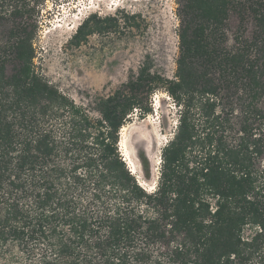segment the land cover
<instances>
[{
  "label": "trees",
  "instance_id": "obj_1",
  "mask_svg": "<svg viewBox=\"0 0 264 264\" xmlns=\"http://www.w3.org/2000/svg\"><path fill=\"white\" fill-rule=\"evenodd\" d=\"M7 1L0 264H264V0H175L174 77L144 63L90 109L36 71L38 24ZM138 16L89 14L70 43L127 29ZM158 90L177 120L149 190L118 143L133 115L152 113Z\"/></svg>",
  "mask_w": 264,
  "mask_h": 264
},
{
  "label": "rangeland",
  "instance_id": "obj_2",
  "mask_svg": "<svg viewBox=\"0 0 264 264\" xmlns=\"http://www.w3.org/2000/svg\"><path fill=\"white\" fill-rule=\"evenodd\" d=\"M6 3L10 10L30 11L24 18L38 24L33 40L35 69L77 105L90 109L94 98L114 92L144 63L165 78L174 77L178 53L175 0H8ZM121 9L139 15L129 20V28L90 35L78 46L70 43L76 28L89 14L104 17ZM236 27L237 20L231 17L229 30ZM173 105L169 96L158 90L150 99L152 113L142 119L133 115L124 124L125 134L119 132L118 149L122 158L149 190L159 172L162 148L176 128L177 113Z\"/></svg>",
  "mask_w": 264,
  "mask_h": 264
},
{
  "label": "bare ground",
  "instance_id": "obj_3",
  "mask_svg": "<svg viewBox=\"0 0 264 264\" xmlns=\"http://www.w3.org/2000/svg\"><path fill=\"white\" fill-rule=\"evenodd\" d=\"M123 134H125V131H126V127L125 126H123L122 128H121V130H120ZM125 144V142H123V140H122V144L121 145H123L124 146V144ZM158 164V163H157ZM131 171V173L132 174H134V175H136L137 176V178H138V180H139V182H140V184L142 185V186H146L145 185V183L144 182H142V180H141V178L137 175V172H135V171H133V170H130Z\"/></svg>",
  "mask_w": 264,
  "mask_h": 264
},
{
  "label": "clouds",
  "instance_id": "obj_4",
  "mask_svg": "<svg viewBox=\"0 0 264 264\" xmlns=\"http://www.w3.org/2000/svg\"><path fill=\"white\" fill-rule=\"evenodd\" d=\"M123 160H124V158H123ZM124 161H125V160H124ZM125 163H126V162H125ZM126 165H127V164H126ZM127 167H128L129 170H132L128 165H127Z\"/></svg>",
  "mask_w": 264,
  "mask_h": 264
}]
</instances>
